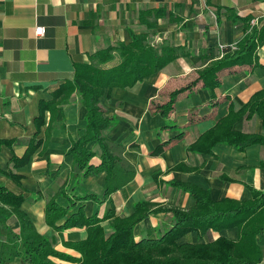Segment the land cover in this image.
<instances>
[{
  "label": "crops",
  "instance_id": "obj_1",
  "mask_svg": "<svg viewBox=\"0 0 264 264\" xmlns=\"http://www.w3.org/2000/svg\"><path fill=\"white\" fill-rule=\"evenodd\" d=\"M226 7L240 16L249 15L250 23L254 20L256 26L264 23V0H0V138L13 140L0 148V182L22 195L21 208L55 250L73 258L80 256L66 242L85 238V227H58L79 207L86 216L102 217L110 209L114 215L127 216L139 200L153 202L154 207L192 206L194 197L172 181L208 188L213 200H248L250 187L264 191V144L253 143L238 150L220 142L210 153L189 150L202 132L228 112L230 103L237 109L255 91L264 88V66L220 71L214 105L209 103L208 90L197 84L191 92L184 89L177 93L167 119L150 111L151 100L165 102L170 92L195 77L196 69L205 65L208 57L220 56L223 46L233 45L242 37V25L234 24ZM36 26L44 27L43 35L34 34ZM130 31L146 33L157 53L162 45H171L178 47V55L132 86L112 87L108 95L105 89L99 97L106 114L117 117L103 133L124 147L122 155L134 169L128 182L104 195L105 172L92 171L76 181L73 157L66 154L85 125L86 109L76 92L58 104L52 115L46 110L44 123L39 127L35 117L39 102L50 100L53 91L72 78L74 59L112 66L121 59L118 51L113 50L112 59L104 64L98 63L95 52L117 40L128 42ZM256 56L264 64V43L256 48ZM166 123L177 127L166 128ZM46 127L51 129L44 142ZM232 127L264 134V125L257 115L240 118ZM180 131L179 139L152 153L157 144ZM28 146L34 148L28 160L13 166L12 155L21 156ZM86 147L95 152L93 159L98 161L100 149L95 140ZM50 200L66 209V214L54 221L55 226L46 219ZM171 216L169 210L150 212L135 225L134 235L139 237L152 228L162 233L170 226ZM111 218L100 221L107 233L112 231ZM8 224L12 231L19 228L14 219ZM219 235L237 239L238 229L233 226L210 230L201 237L196 231H189L179 241H207ZM0 237L4 238L1 226ZM257 241L262 247L263 264L264 235ZM51 260L76 264L55 256ZM3 264L31 263L14 257Z\"/></svg>",
  "mask_w": 264,
  "mask_h": 264
},
{
  "label": "trees",
  "instance_id": "obj_2",
  "mask_svg": "<svg viewBox=\"0 0 264 264\" xmlns=\"http://www.w3.org/2000/svg\"><path fill=\"white\" fill-rule=\"evenodd\" d=\"M221 8V7H220ZM228 16L236 26L242 25L243 35L233 46L221 48L218 57H208L210 60L196 69L195 77L184 87L170 92L163 103L150 101V111L159 112L166 119L173 109L177 93L186 89L194 90L199 84L208 90L209 103H216L214 89L219 86V73L222 70L234 72L237 66H264L258 61L256 48L264 43V23L256 26L250 23L249 15L240 16L225 8ZM145 13V12H144ZM217 20L219 10L216 12ZM148 27L152 23L145 22ZM178 47L162 45L157 53L149 42L146 33L130 31L128 42L117 40L113 45L95 52L98 63L104 64L113 57L112 51H118L120 61L109 67L84 62L81 58L73 61L74 70L71 79L64 81L50 100L39 102L36 126L44 123V112L52 115L58 104L64 102L72 92L85 109V125L80 136L72 141L66 154L73 157V171L76 181L81 180L92 171L105 172V192L107 195L128 182L134 173L133 167L124 159V147L109 140L103 130L116 122L115 115H107L99 104V97L107 89V95L112 87H129L143 77L158 71L167 62L175 58ZM257 115L264 125V88L255 91L249 99L237 109L230 103L228 112L219 118L210 128L202 132L189 146L195 152L210 153L216 143L234 145L243 150L253 143L264 144V134L245 132L233 129V123L240 118H250ZM166 128H176L174 123H166ZM51 127H46L45 139L49 136ZM181 131L166 140L161 141L152 150L158 153L173 141L181 137ZM95 140L100 149L98 161H94L95 152L86 144ZM12 139L0 138L2 145H10ZM30 142V140H29ZM33 146H28L21 156L12 155L13 166L24 164L33 152ZM7 175L16 177L9 171ZM180 189L188 191L195 199L187 209L177 207H157L155 203L139 200L134 203V211L127 216L114 215L113 210L102 217L86 216L81 207L70 213L62 223V228L82 227L86 229L85 238L76 242H66V245L80 252L78 258H73L64 252L53 248L51 242L39 233L28 214L21 208L23 197L6 188L0 182V226L4 229V238L0 237V264L20 257L31 264H61L51 260L52 256L65 260H73L76 264H262L263 252L257 238L264 235V191L250 187L251 197L248 200H236L224 197L213 200L208 188L181 181H172ZM91 198H96L91 195ZM169 210L172 221L162 233L152 228L141 234L134 235L135 225L150 212ZM66 209L50 200L46 206V219L54 225V221L63 217ZM112 217V231H104L100 221ZM18 222L17 231L9 228V220ZM55 226V225H54ZM236 226L237 239L219 235L207 241L181 242L179 238L189 231H196L198 237L210 230L219 231L222 228ZM57 227V226H56Z\"/></svg>",
  "mask_w": 264,
  "mask_h": 264
},
{
  "label": "built area",
  "instance_id": "obj_3",
  "mask_svg": "<svg viewBox=\"0 0 264 264\" xmlns=\"http://www.w3.org/2000/svg\"><path fill=\"white\" fill-rule=\"evenodd\" d=\"M251 24H254V20L251 21ZM44 33V27L43 26H36L34 28V34L35 35H43ZM233 46V45H232ZM234 47V46H233Z\"/></svg>",
  "mask_w": 264,
  "mask_h": 264
},
{
  "label": "rangeland",
  "instance_id": "obj_4",
  "mask_svg": "<svg viewBox=\"0 0 264 264\" xmlns=\"http://www.w3.org/2000/svg\"><path fill=\"white\" fill-rule=\"evenodd\" d=\"M263 264H264V261H263Z\"/></svg>",
  "mask_w": 264,
  "mask_h": 264
}]
</instances>
